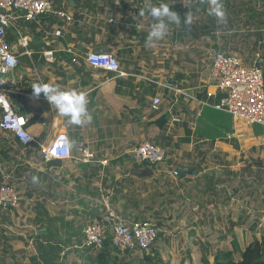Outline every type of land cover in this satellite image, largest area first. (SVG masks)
Instances as JSON below:
<instances>
[{"label": "crops", "instance_id": "0c3cea01", "mask_svg": "<svg viewBox=\"0 0 264 264\" xmlns=\"http://www.w3.org/2000/svg\"><path fill=\"white\" fill-rule=\"evenodd\" d=\"M50 1L54 11L70 19L53 13L36 21L20 17L6 31V39L18 58L17 86L10 100L16 112L28 118V131L36 142L21 145L10 134L0 132V181L2 178L15 185L20 206L35 207L32 220L38 228L34 234H46L48 230L53 234V243L62 249L57 264H87L93 249L82 246V230L101 216L104 194L110 195L113 207L127 222L149 221L157 226L152 250L164 261L202 264L203 256H208L211 264L218 251L235 247L241 250L235 235L225 248L221 243L215 246V235L220 231L217 222L222 219L219 207L228 203L210 191V182L235 159L246 156L249 150H259L254 147L264 145V129L215 107L220 95L207 96L216 91L209 76L210 66L198 65L197 57L210 43L212 55L219 48L264 73V0H228L226 23L216 20L215 25L222 31L212 36L207 33L212 42L188 22L204 12L199 5L205 6L207 0ZM161 3L175 11L182 22L169 23L172 32L146 50L154 44L165 46H159V51L176 59L175 67L169 72L154 67L151 71L131 69L130 61L142 60L144 53L145 34L142 41L135 36L142 28L149 32L153 23L149 15L139 13ZM194 28L196 31H192ZM20 37L27 41L26 46L20 44ZM172 43L176 51L171 54L168 51ZM193 45H199L198 49H192ZM137 48L140 52L135 54ZM44 51L52 52L51 61L45 59ZM88 52L113 53L122 63L123 75L92 68L84 61ZM36 82L86 92L91 123L69 125L43 94L38 99L33 96L31 86ZM155 96L161 99L158 111L151 108ZM58 134H65L73 142V158L44 161L40 146ZM144 140L164 147L167 158L162 164L150 166V175L139 177L131 169L149 165L135 162L132 150ZM79 141L93 150V162L74 158V146ZM179 166L194 170L183 177L173 176L172 171ZM220 166L224 169L218 170ZM33 176L39 178L38 183L32 182ZM20 206L13 210L0 208V227L5 229V244L0 243V247L8 257L0 264H33L30 259L37 254L36 248L29 252V244L37 245V239L32 236L28 241L13 234L14 218L8 214L26 219ZM263 209L261 206L258 212L262 214ZM220 236L226 239L224 232ZM140 255L134 252L125 256L136 262Z\"/></svg>", "mask_w": 264, "mask_h": 264}, {"label": "built area", "instance_id": "2783aa9c", "mask_svg": "<svg viewBox=\"0 0 264 264\" xmlns=\"http://www.w3.org/2000/svg\"><path fill=\"white\" fill-rule=\"evenodd\" d=\"M49 13L70 19L64 13L54 11L50 0H0V132L10 134L21 145H30L36 140L28 131V118L16 112L10 100V95L17 86L15 70L18 58L6 39V31L14 26L17 18L36 21ZM16 33L19 34V31L16 30ZM20 44L26 46L27 41L20 37ZM43 56L48 61L52 60L51 51H44ZM84 61L92 68L111 72L115 76L123 75L118 59L111 52H88ZM209 70L216 91L207 93V96L215 98L220 95L215 107L235 118L259 124L264 129V73L261 68L246 66L236 55L218 50L213 52ZM160 104V97H153L152 110L158 111ZM63 136L66 135L58 134L48 144L40 146L39 151L44 161L73 158L72 148L66 147L60 139ZM74 156L83 163L95 160L93 150L83 141L75 144ZM132 156L135 162L155 166L165 162L167 151L155 142L144 140L133 148ZM172 174L178 175L175 169ZM101 205V216L82 230L83 247L97 250L102 247L104 238L109 235L111 248L119 256L152 250L158 237V228L155 224L149 221L127 222L113 207L109 194L101 196ZM19 206L20 196L16 188L2 180L0 208L13 210Z\"/></svg>", "mask_w": 264, "mask_h": 264}, {"label": "rangeland", "instance_id": "374dc122", "mask_svg": "<svg viewBox=\"0 0 264 264\" xmlns=\"http://www.w3.org/2000/svg\"><path fill=\"white\" fill-rule=\"evenodd\" d=\"M222 2L224 3V10H226L227 6L229 7L227 3L228 0H223ZM199 7H204L203 8L204 12H200L198 18L190 17L188 19V22L191 21L189 22V25L195 24L197 26V30H199V33L201 31L202 33L204 32V38L207 40L209 39L211 40L212 37H206L205 32L206 34L208 33L209 36H212L214 32L219 35L222 29H219L215 26L217 25L216 24L217 19L214 18L213 16L208 15L209 5L207 1L205 3V6L199 5ZM217 22L219 21L217 20ZM203 27L205 28V31ZM143 29L144 28L139 30V33L135 36V38L140 39L141 41L144 39L143 42L145 43L143 46V52L149 55L145 56L144 53H141V57L143 56L142 60H140L139 58L132 59V61H130L131 69L144 68L145 70L151 71L152 67H154V68H162L165 69V71L169 72L170 69H173V67H175L176 59H174L170 55L169 57H166L165 55L161 54L159 50L162 47L164 48L165 46H161L159 44H154V46H151V49L147 51L146 48H150V45L146 44V36L148 34V31ZM192 31H196V28H194ZM170 32H172V30L168 29V33ZM143 34H145V37L142 39ZM191 45L192 44H190V46ZM159 46H161V48ZM196 46L199 45H193L191 48L197 50L198 48ZM175 47L176 45L172 43L171 46H169L168 53L172 54L173 52H175L176 51ZM138 52H140L139 48H137L135 54H137ZM198 53L199 52H197V56ZM178 55L179 53L176 54L177 58H179ZM211 55H212V44L209 43L207 44V50L204 51L203 55L199 54V56L197 57L198 65H202L204 68L210 66ZM187 63L195 64L196 62L189 61ZM120 64L122 65L121 62ZM15 148L17 149L18 146L14 147L13 149L14 151L16 150ZM254 148H258L259 150L253 149V152L249 150V152L245 153V155L247 154L246 156L243 157L242 155L240 159L238 158L237 160L235 159V162L232 165L234 168L232 166H229L227 167V169H225L226 171L222 170L224 171L223 175L220 174L222 171L219 169H224V168L223 166H220L218 168L219 171L215 175L216 179L215 180L213 179L210 182V184H212V187L209 188L211 189L210 191L213 193L214 192L217 193L218 195L217 198H219V194H220L221 200L223 199L222 202L227 201L228 203L226 205L220 204L219 208L221 210L222 219L220 220V223L217 222V225L220 227V231L218 235L221 232H224L226 239H223V236L218 237V235H215V241H216L215 246L216 245L219 246V244L221 243V246L225 248L226 243L232 244V239L235 235L238 246L243 249L254 239L260 240L264 235V209L262 211V214L258 212L261 206L264 207V145L257 146ZM261 149L263 152H260ZM257 154L261 155L262 157L261 156L258 157ZM2 180L3 179L1 178V181ZM213 184L216 185L214 186ZM218 184H222V186L219 187ZM242 188H244L243 192H242ZM261 194H262V198H261ZM244 196H247L248 199L241 200V198H243ZM20 207H21L20 209H22L23 212L24 211L26 212L25 215L27 216L26 219L16 218V213L15 214L13 213L14 215L12 213L8 214L9 218H11L10 216H12V219L14 218L13 234L16 237L18 236L19 238H23L24 240L25 238H27L28 241H30V237L34 236L35 229L38 228V224L33 223L34 221L32 220L33 216H35L34 214L35 210H33L35 207L32 206L30 208L27 205ZM219 208L217 207L218 210ZM4 232H5L4 227H0V233H1L0 243L2 244V246L5 244ZM234 232L236 233L234 234ZM204 238L205 241L208 240L207 237ZM29 245H31L29 252H33L34 249L36 248L35 242H31ZM3 250H4L3 247H0V251H2L0 252V260L4 262L8 257L6 253H3ZM223 250L226 251L227 249H223ZM175 264H180L179 260H177Z\"/></svg>", "mask_w": 264, "mask_h": 264}, {"label": "clouds", "instance_id": "9594fccd", "mask_svg": "<svg viewBox=\"0 0 264 264\" xmlns=\"http://www.w3.org/2000/svg\"><path fill=\"white\" fill-rule=\"evenodd\" d=\"M207 2L209 5L208 15L215 17L221 24L226 23L227 17L222 0H207ZM145 14L149 15L153 20L146 38V44L148 45L168 35L169 23L180 24L182 22L180 16L175 11L170 10L168 5L163 3L158 6H150L146 11L139 13L141 16ZM31 88L35 98L38 99L43 94L47 102L55 107L57 113L61 117L67 118L69 125L79 126L91 123L92 116L87 107L89 101L86 92L75 89L64 90L59 85L46 82L33 83ZM24 139L27 142V139ZM60 139L63 140L65 146L69 149L73 146L70 138L63 136ZM38 180V177H32L34 184L38 183Z\"/></svg>", "mask_w": 264, "mask_h": 264}, {"label": "trees", "instance_id": "16d2710c", "mask_svg": "<svg viewBox=\"0 0 264 264\" xmlns=\"http://www.w3.org/2000/svg\"><path fill=\"white\" fill-rule=\"evenodd\" d=\"M207 30V27H206ZM206 37H209L206 34ZM135 165V164H133ZM177 169V168H176ZM175 169V170H176ZM43 222H40V227ZM38 240L36 245V256L31 258L33 264H57L62 250L58 244L53 243L54 236L47 231L46 234L40 232L33 236ZM110 236H106L103 240V245L97 250H93V254L89 256L87 264H169L164 261L159 254L150 250L141 252L140 257L136 262L127 260L126 256L114 254L111 248ZM87 250H92L88 248ZM238 250H222L218 251L211 264H264V235L260 240L254 239L245 248ZM235 251L239 253L235 255ZM208 256H203L202 264H210Z\"/></svg>", "mask_w": 264, "mask_h": 264}, {"label": "water", "instance_id": "95a60500", "mask_svg": "<svg viewBox=\"0 0 264 264\" xmlns=\"http://www.w3.org/2000/svg\"><path fill=\"white\" fill-rule=\"evenodd\" d=\"M219 48H216L215 51H218ZM227 54V52H225ZM192 167H184V166H179L176 171L178 176L183 177L185 174H191L193 172ZM131 172L139 177H144L150 175V166H145L144 168H132ZM45 228H42L44 230ZM194 232H190V237L193 238Z\"/></svg>", "mask_w": 264, "mask_h": 264}]
</instances>
